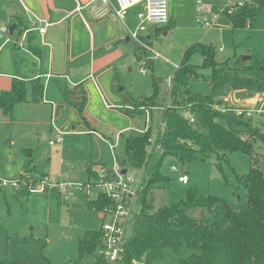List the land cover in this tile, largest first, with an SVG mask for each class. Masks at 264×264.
I'll use <instances>...</instances> for the list:
<instances>
[{
    "label": "rangeland",
    "instance_id": "1",
    "mask_svg": "<svg viewBox=\"0 0 264 264\" xmlns=\"http://www.w3.org/2000/svg\"><path fill=\"white\" fill-rule=\"evenodd\" d=\"M247 1L249 0H169L170 23L163 26L152 42L148 43H152L151 47L160 57H152L153 60H150V56L154 54L144 47L140 48L139 44L142 51H138L143 58H137L133 54L130 64L124 58L114 64L118 69L115 75L120 86L131 89L136 96L139 95L138 102L153 93V78L159 81V106L152 110L155 129L160 127L165 107L170 100L167 79L169 75L176 73L175 65L181 64L189 46L198 42L213 45L215 59L220 63L231 62L236 56L264 51V9L259 11L254 28L225 27L220 25V20H216L214 6L223 8L230 3L233 7ZM212 22H215L212 27L206 26V23ZM8 37L12 41L17 40V36L9 34ZM5 39L6 37L1 38L0 41L4 42ZM187 61L193 66H202L204 56L200 51H195L187 57ZM142 67L147 68L148 72L142 73ZM210 73L209 67L198 68L195 74L197 79L191 78L189 81L192 91L220 101L227 98L234 106L242 104L250 97L239 93L229 83L221 88H213L200 77ZM102 109L103 114L101 111L99 115L91 112L89 115L102 126L120 131V126L124 124L116 115L120 112L116 109L109 111L101 107L100 110ZM254 109L263 111L255 112L252 121L264 131V103ZM138 115L141 125H144L145 112ZM50 130L51 124L46 122L19 124L0 121V179L13 181L24 176L28 183H37L41 176L36 175L33 168L24 172L26 156L23 148L30 147L35 151L38 171L50 172L43 175L53 181L52 185L41 190L39 188L42 187V181H39L35 191L29 196L21 194L10 181L0 185V264H89L93 261L91 255L79 261L78 243L84 231L99 230L104 224L103 214L87 205L89 198L93 199L102 193L103 186L92 183L90 187L73 189L69 184L95 182L87 174L91 161L95 163L94 166H116L114 154L122 148L123 141L120 140V145L119 138L105 141L87 133L70 135L67 132L62 135L63 132L59 131L62 140L60 144L54 145L51 140L55 141L58 136L54 138ZM65 138V148L61 150L60 146ZM113 144H116L115 150L111 147ZM255 151L257 160L239 152L229 154L228 158L213 154L208 159L197 154L184 167L174 157H167L162 173L173 177L170 188L166 190L164 187H155L149 198L159 208L177 202L186 190L195 188L204 195H215L236 205L244 204L247 202V190L239 183L237 174L247 173L253 166H257L264 174L263 141L255 144ZM159 157L158 154L153 156L148 166L149 171ZM101 162L105 164H100ZM174 164L188 173V184L179 182V172L171 170ZM129 172L135 176L140 174L136 169ZM134 223L135 217L132 216L127 235L132 233ZM198 252V249H191L185 243L178 251L165 248L163 255L156 258L153 264H178L181 259Z\"/></svg>",
    "mask_w": 264,
    "mask_h": 264
},
{
    "label": "trees",
    "instance_id": "2",
    "mask_svg": "<svg viewBox=\"0 0 264 264\" xmlns=\"http://www.w3.org/2000/svg\"><path fill=\"white\" fill-rule=\"evenodd\" d=\"M262 9L264 0H249L234 5L231 12L224 11L221 20L235 29L253 28ZM21 26L22 33L25 22H21ZM161 28L164 27L156 32ZM195 51L204 56L202 66H193L187 61ZM208 67L211 73L200 77L215 89L229 83L234 89H252L264 94V51L248 59L236 56L231 62L220 63L215 59L213 45L198 42L188 47L170 92L174 106L165 108L162 124L157 129V145L163 152L158 154L160 157L150 171L148 169L139 196L141 208L135 215L133 231L124 243V253L117 264H153L165 248L178 251L184 243L199 252L181 259L178 264H264V174L257 166L247 173L237 174L239 183L247 190L244 204L236 205L215 195H204L195 188L186 190L177 202L159 208L149 198L155 187L170 188L173 177L162 173L167 157H174L183 167L197 154L208 159L213 154L228 158L229 154L239 152L257 160L255 144L264 142V131L253 123L252 117L218 111L213 105H223L225 101L194 92L189 86L191 78L197 79L196 70ZM152 83L153 93L137 103L139 112L159 106L161 86L156 78ZM43 92L41 80L33 83L15 80L10 90L2 92L0 107L10 116L18 104L40 101ZM187 112L192 114L194 122L189 121ZM144 129L122 136V150L116 154L120 167L140 169L146 163L149 139L156 129L152 124ZM153 156L147 161V168ZM97 179L95 173L94 180ZM19 191L25 195L29 193L27 187ZM87 205L101 211L112 203L104 193H99L88 200ZM103 245L102 229L84 231L79 237V261L91 255L96 264H102L99 251Z\"/></svg>",
    "mask_w": 264,
    "mask_h": 264
},
{
    "label": "crops",
    "instance_id": "3",
    "mask_svg": "<svg viewBox=\"0 0 264 264\" xmlns=\"http://www.w3.org/2000/svg\"><path fill=\"white\" fill-rule=\"evenodd\" d=\"M115 7V0H110L107 8L101 0H0V30L3 26L15 24V33L11 35L17 36L15 41L8 37L10 32L0 37H6L4 42L0 41V96L12 88L15 80L29 83L41 80L44 83L40 101L20 103L10 116L0 107V121L19 124L46 122L51 124L50 131L54 138L61 135L59 131L63 132L62 135L67 132L70 135L87 133L105 141L119 138L120 145L123 135L153 125V107L149 109L151 120L147 122L146 111L139 112L137 107L140 96L120 86L115 75L118 69L114 65L121 58L127 59L130 64L133 54L143 58L138 51L143 46L132 38L131 31L138 27V14L144 9L145 3L131 7L124 20L116 16ZM215 7L221 6H214V13L217 12ZM33 21L37 27H46V31L41 33L39 28L32 27ZM21 22H25L26 26L22 33ZM220 25L230 26L222 20ZM160 27L148 25L147 31L141 34L147 44L152 42L158 33L156 29ZM235 90L250 97L237 106L230 104L227 98L223 99L229 106L258 109L264 103V94L260 92L252 89ZM101 107L109 111L116 109L121 113L116 114L124 122L120 131L102 126L92 119L89 113L99 115L102 111L103 114ZM144 112L145 123L141 125L138 113ZM255 112L263 113L259 110ZM66 139L60 146L61 150L65 148ZM23 151L26 156L24 172L33 168L38 176L50 174L38 171L32 148L24 147ZM94 164L91 161L87 167L91 181L95 179L99 167Z\"/></svg>",
    "mask_w": 264,
    "mask_h": 264
},
{
    "label": "built area",
    "instance_id": "4",
    "mask_svg": "<svg viewBox=\"0 0 264 264\" xmlns=\"http://www.w3.org/2000/svg\"><path fill=\"white\" fill-rule=\"evenodd\" d=\"M105 7H109L110 0H101ZM116 7L114 9V13L120 20H124L128 10L136 4L145 3V7L142 11L139 12L138 16L140 19V23L135 30L131 31V36L135 39L141 46L146 48L148 51L153 53L152 57H160V54L155 51L151 46L146 43L145 37L141 34L145 33L148 29V25L153 26H165L170 21V7L169 0H115ZM26 8V6L24 5ZM233 7L231 4L225 5L223 8H220L217 12H215L216 20H221V15L224 11L231 12ZM215 22L206 23V26L212 27ZM32 27L39 28L41 33L46 31V27H37L36 22H32ZM3 33H9V27L3 26L1 30ZM180 65V64H179ZM179 65H175L178 69ZM142 73H147L148 70L145 67L141 68ZM175 82V74L169 75L167 79V85L172 91ZM191 105V104H189ZM172 98L170 95V100L167 104V107H173ZM213 107L222 112L230 111L235 113L238 116L252 117L255 110L250 107H234L229 106L227 104H215ZM150 108H146V118L147 122L151 120L150 118ZM187 118L190 122H194V117L192 114L187 112ZM162 124V123H161ZM147 127L144 129L146 130ZM143 131V130H139ZM157 136L158 130L155 131L154 135L149 139V145L147 147V157L146 163L140 169H136L140 171L139 176H135L128 169L126 173H122L124 168L120 167L116 160V166H105L101 165L97 168L96 174L98 175V179L95 182H91L89 184H79V183H70L69 186L73 189L90 187L91 185L97 184L99 186H103L104 193L111 200V207H105L100 212L104 216V224L102 226L104 245L99 251V256L103 259L102 264H117L124 253V243L128 237L127 229L128 223L131 217H135L136 213L141 208L139 203L140 192L143 188L144 180L148 174V168L146 166L147 161L151 159L153 155L159 154L163 152V148L157 145ZM61 136H58L55 141H51L52 144L61 142ZM112 149H116V144L111 145ZM115 151V158H116ZM171 170L175 172H179L178 180L183 184H188L190 182V177L188 173L181 167L177 165H172ZM13 186L17 190H22L24 187L29 190V192L35 191L36 185L39 181H42V187L39 189H45L48 185H52L53 181L48 176H42L36 184L28 183L23 176L13 181L9 180ZM8 180L0 179V185L9 183ZM137 263V260H134ZM89 264H96L94 261Z\"/></svg>",
    "mask_w": 264,
    "mask_h": 264
},
{
    "label": "water",
    "instance_id": "5",
    "mask_svg": "<svg viewBox=\"0 0 264 264\" xmlns=\"http://www.w3.org/2000/svg\"><path fill=\"white\" fill-rule=\"evenodd\" d=\"M15 30H16V25L15 24H13V25H11L10 27H9V32H10V34H14L15 33ZM4 35V33H0V37L1 36H3ZM251 57V55H243L242 56V58L243 59H248V58H250ZM128 171V169L127 168H124L123 170H122V173H126Z\"/></svg>",
    "mask_w": 264,
    "mask_h": 264
}]
</instances>
